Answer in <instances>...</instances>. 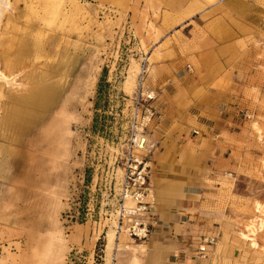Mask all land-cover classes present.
<instances>
[{
	"label": "rangeland",
	"instance_id": "374dc122",
	"mask_svg": "<svg viewBox=\"0 0 264 264\" xmlns=\"http://www.w3.org/2000/svg\"><path fill=\"white\" fill-rule=\"evenodd\" d=\"M194 1L195 11L180 15ZM182 3L176 13L150 16L136 0L130 19L102 0H11L0 34L8 76L6 61L14 63V83L0 79V264H104L112 227V264L130 248L126 240L155 237L179 243L183 259L192 261L187 253H194L201 235H216L221 243L218 254L216 244L209 251L208 264H264V0ZM165 34H172L178 59L142 43L145 36L152 41ZM191 48L200 54L189 56ZM145 57L144 85L155 92L161 116L171 92L165 87L173 83L155 71L168 73L164 67L178 61L196 70V113L206 119L199 112L205 109L211 120H203L210 123L204 134L209 144L195 143L178 159L169 156L170 172L179 179L182 231L159 218L155 236L140 241L128 234L126 222L118 232L119 154ZM39 86H53L55 101L18 129L9 121L11 107ZM158 130L152 165L167 173L157 159L164 137ZM199 130L192 128L193 136ZM216 178L229 183L217 187ZM192 197L201 212L221 217L210 220L208 232L198 220H186Z\"/></svg>",
	"mask_w": 264,
	"mask_h": 264
},
{
	"label": "crops",
	"instance_id": "0c3cea01",
	"mask_svg": "<svg viewBox=\"0 0 264 264\" xmlns=\"http://www.w3.org/2000/svg\"><path fill=\"white\" fill-rule=\"evenodd\" d=\"M106 7H109L114 12H123L129 15V18L132 19L134 14V3H136V0L133 1V3H127L126 6H120L119 0H102ZM139 2V9H144L145 5H147L148 13L150 16H152L154 13L158 12V10L171 12H178V10H181L184 6L182 3V0H137ZM174 8V11H173ZM196 9V3L195 1L188 5V7L184 11H180V15H188L195 11ZM172 14V13H171ZM174 17L167 18L166 17V24H170L171 20L173 21L176 18V15L173 14ZM152 18V17H151ZM190 18H186L185 21H188ZM152 24V23H151ZM150 24V25H151ZM189 24V22H187ZM190 25V24H189ZM160 25V27H165ZM157 29V26H156ZM150 31V30H149ZM148 33H156L155 30L148 32ZM190 41L189 44H193L191 42L192 37H187ZM170 39V40H168ZM210 38L204 43V45H207L211 43L209 41ZM172 34L168 35L165 34L161 37L160 40H150L148 36H145L143 38L138 39L139 44L144 43L145 48L148 50H155L160 49L166 57L173 56V58L178 59L177 54L179 51L176 49H173L172 45ZM183 42V39L181 40ZM171 42L170 45H168ZM195 42V41H194ZM164 43L163 48L161 45ZM196 48H191L189 56H198L200 54V49L196 51ZM152 52V51H151ZM187 58V57H186ZM174 65H169L164 67L165 70L167 68L169 69L168 73H159L157 72L160 68L155 71V74H159L161 76H164L166 79L167 76L171 80V85L166 86L165 89H167L169 92V98L168 100H165L163 103V113L164 116H161V110L160 111V122L162 119V124L159 123L158 125L153 127V131L155 133L159 134V128L162 129L164 137L162 140V152H159V156H157L158 163H163L164 171L167 173H163L159 170H156V166L154 168L153 166V179H152V186H151V199L154 201V204L156 208L159 209V218L162 220V224L165 226H174L176 230L182 231L183 225L178 222L179 215H181V212H179L178 208L181 206H178L179 199L178 197H175V194L178 193L179 189L177 186L178 184H175V180H179L176 178L174 174H172L171 171V163H169V156L170 155H177V159L179 155L189 154L190 149L192 148L193 144H209L210 142H207L209 139V136L204 135L208 133L210 130V123L206 124L203 123L205 121L210 122L211 120V114H207L205 109L200 110L199 112L204 113L203 117L206 119H200L202 114L199 117V115L196 113V104L198 102L199 96H197V92L194 91V88L192 87L194 85V82L197 78L196 70H192V66L190 65L189 71L186 69L183 63H178V61L172 62ZM162 69V68H161ZM150 70L154 71L153 68H150ZM158 81V80H157ZM161 84V83H160ZM173 86V87H172ZM203 108V107H202ZM202 117V118H203ZM164 121V123H163ZM199 127L201 130L196 132V136H193L192 128ZM162 134V135H163ZM199 134V135H198ZM160 148V146H159ZM157 152H155L156 155ZM201 155L205 157V155H210L209 152L203 151L201 152ZM175 169V168H174ZM204 179H207L204 177ZM182 180V179H180ZM217 187H219L221 184H228L229 182H225L224 180H221L219 178H216ZM204 208V207H202ZM202 208H200V204L198 201L194 200L193 197L190 201H188L187 204V212L185 214L186 220L189 222L195 220L198 222L199 226H203V231L209 230V222L210 220H213L214 222H220L221 217L219 215H211L207 216L204 211L201 212ZM176 209V210H175ZM178 210V211H177ZM193 211V212H192ZM195 211V212H194ZM184 217H182L183 220ZM193 219V220H192ZM203 222H207L206 225L202 224ZM205 231V232H206ZM154 235V234H153ZM155 236V235H154ZM202 236V235H201ZM199 236L196 240V243L200 239ZM127 244L130 246L129 249H124L118 254L117 261L114 262V264H196V259L194 256V253L191 255L190 252L187 253L188 257H194L187 259H183V253L182 248L179 245V243L173 242V241H165L162 239H158L155 237V239H151L148 242L145 243H134L131 240H126ZM106 262L104 264H112V252H113V245L109 247L107 244L106 246Z\"/></svg>",
	"mask_w": 264,
	"mask_h": 264
},
{
	"label": "built area",
	"instance_id": "2783aa9c",
	"mask_svg": "<svg viewBox=\"0 0 264 264\" xmlns=\"http://www.w3.org/2000/svg\"><path fill=\"white\" fill-rule=\"evenodd\" d=\"M148 58L142 61V73L132 98L128 113L125 143L120 155L122 175L119 180L118 232L126 221L128 234L135 240L151 238L159 223V212L154 203L145 200L152 186L155 148L153 127L160 123V111L156 105V94L144 85ZM188 68L190 65L188 64ZM136 201L134 208H127L126 198ZM217 241L216 235H202L194 247L196 264H205L207 252H211ZM211 248V250H209Z\"/></svg>",
	"mask_w": 264,
	"mask_h": 264
},
{
	"label": "bare ground",
	"instance_id": "6f19581e",
	"mask_svg": "<svg viewBox=\"0 0 264 264\" xmlns=\"http://www.w3.org/2000/svg\"><path fill=\"white\" fill-rule=\"evenodd\" d=\"M11 0H0V34L2 27V20L5 13L11 8ZM10 50V49H8ZM6 61V66L9 68L11 75L8 76L4 69H2V62L0 58V79L4 80L6 83H14L12 79V75L14 76V63L12 58H8ZM56 89L53 86H39L34 87L26 96L21 98L20 100H15L9 116V121L12 125L18 127V129H25L29 127L28 125L34 120L40 110L48 108V106L55 101L56 98ZM24 120L26 122H24ZM29 121V122H28ZM29 123V124H26ZM151 198V188L148 191V194L145 200H149ZM150 201V200H149ZM126 207L134 208L136 205V201L132 198L128 197L125 200ZM108 221H105L103 226L107 224ZM126 222V221H125ZM113 224H117V221H113ZM125 224V223H124ZM101 225V226H102ZM127 228V227H126ZM128 230V228H127ZM125 234V231L122 232L121 236ZM120 236V237H121ZM108 245L111 247L115 243L116 234L113 227L107 233ZM116 245V244H115ZM221 248V243L218 242L215 246V250L213 254H218V251ZM115 253V252H114ZM210 255V252H207V255ZM114 256V254H113ZM203 263L208 264V257L203 259Z\"/></svg>",
	"mask_w": 264,
	"mask_h": 264
}]
</instances>
